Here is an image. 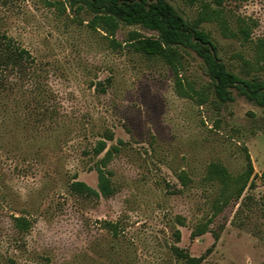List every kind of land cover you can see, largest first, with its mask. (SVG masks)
I'll use <instances>...</instances> for the list:
<instances>
[{
	"label": "rangeland",
	"instance_id": "rangeland-1",
	"mask_svg": "<svg viewBox=\"0 0 264 264\" xmlns=\"http://www.w3.org/2000/svg\"><path fill=\"white\" fill-rule=\"evenodd\" d=\"M166 2L228 71L264 82V0ZM92 19L67 0H0V47L31 57L0 65V264H185L174 249L200 264H264V109L234 89L220 104L195 52L145 57L126 40L155 32L118 22L110 37ZM112 147L113 195L70 192L74 180L97 191ZM247 156L239 199L241 181L204 180L214 162L245 174Z\"/></svg>",
	"mask_w": 264,
	"mask_h": 264
},
{
	"label": "trees",
	"instance_id": "trees-1",
	"mask_svg": "<svg viewBox=\"0 0 264 264\" xmlns=\"http://www.w3.org/2000/svg\"><path fill=\"white\" fill-rule=\"evenodd\" d=\"M193 1V0H190ZM224 0H213L216 6H220ZM70 6L85 7L93 15V28L98 26L108 36H114L118 22L124 25H139L145 29L156 33V37L145 38L138 33L132 32L126 40L128 46L136 53L145 57H160L168 59L173 55L174 47H182L195 52L203 62V67L209 78L214 98L220 103L231 102L233 97L231 89L245 97L248 101L264 109V82L258 79H242L239 76L228 71L215 55V46L210 37L204 31L190 27L177 14V12L166 2V0H67ZM239 33L246 39L248 32L246 27L240 26ZM233 36V35H232ZM30 62L31 57L28 51L16 49L9 43H4L0 47V65L6 67L21 66L23 61ZM107 139H112L108 136ZM106 148L104 141H97L93 148V154L98 156ZM117 149L112 147L105 151L103 157L99 160L100 166L97 171V191L87 186L85 183L74 180L69 185L70 192L81 196L108 198L113 195L110 177L104 170L112 154ZM247 169L245 174L232 177L226 168L220 163H210L205 171V181H216L222 185H229L231 182H239L240 186L232 193L236 199L241 194L248 182L252 167L250 159L247 156ZM178 178L183 184L189 183V179L184 173ZM261 181L264 184V167L260 174ZM230 195L226 196L220 207L216 208L215 215L219 213ZM16 227L27 229L28 223L21 218H15ZM206 232V227L197 231L194 235L200 236ZM215 240L217 236H214ZM175 254L183 260L185 264H200L203 256L198 258L190 257L179 249H174Z\"/></svg>",
	"mask_w": 264,
	"mask_h": 264
}]
</instances>
